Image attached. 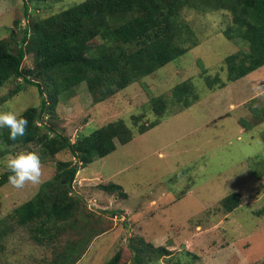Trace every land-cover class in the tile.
Wrapping results in <instances>:
<instances>
[{"label": "rangeland", "instance_id": "374dc122", "mask_svg": "<svg viewBox=\"0 0 264 264\" xmlns=\"http://www.w3.org/2000/svg\"><path fill=\"white\" fill-rule=\"evenodd\" d=\"M77 1L82 0L30 1V15L26 17L25 0H0V39H8L15 48L29 20L45 18ZM214 14L192 8L181 11V17L195 30L199 45L179 62H170L145 77L155 94L170 95L175 85L201 70L199 57L209 65L210 73L226 79L225 58L247 50V46L235 44L222 33L231 23L230 14ZM33 66L31 51L24 68ZM258 70L250 81L241 78L212 92L199 82L202 96L198 101L164 114L158 124L143 133L138 132L139 125L156 115L140 82L99 103L93 102L86 83H81L70 100L58 103L41 122L75 141L81 132L89 133L122 119L134 129L135 136L126 144L117 142L114 152L78 171L73 195H80L83 202L75 208L71 221L76 215L83 218H76L77 222L58 237L39 242L32 225H20L8 215L55 177L60 161H75L70 151L64 149L41 160L40 183L26 182L20 188L9 182L0 186V227H7V235L0 238V264H61L68 256V264H104L127 245L141 246V238L170 251L147 254L145 260L150 257V264H264V214L258 213L264 207V124L251 110L240 108L245 104L240 101L264 91V67ZM14 86V80L0 86V98L11 95L0 107L6 110L11 105L22 112L40 104L36 86H25L18 94H11ZM257 100L264 106L263 98ZM242 117L257 128L241 133L235 121ZM33 144L28 150L37 151L38 145ZM24 149L17 144L9 146L0 156V174L8 171L7 157ZM112 182L124 186L128 195L103 187ZM235 191L240 192V204L227 212L221 200ZM100 209L119 214L105 215V224L113 222L103 229L110 231L95 238L90 232L91 222L82 220ZM70 241L74 247L82 245L80 253L70 251L72 248L66 246ZM131 261L129 250L121 254L120 264Z\"/></svg>", "mask_w": 264, "mask_h": 264}, {"label": "trees", "instance_id": "16d2710c", "mask_svg": "<svg viewBox=\"0 0 264 264\" xmlns=\"http://www.w3.org/2000/svg\"><path fill=\"white\" fill-rule=\"evenodd\" d=\"M30 1L49 0H25L26 17L30 15ZM189 8L214 15L222 11L230 14L231 23L222 33L235 44L247 46V50L240 49L225 58L226 79L219 73H210L209 65L199 57L197 64L201 70L175 85L170 95L155 94L145 77L170 62H179L186 52L199 45L195 30L181 17V11ZM15 21L19 22L18 19ZM95 40L98 43H92ZM15 44L14 48L8 39H0V86L16 81L11 94H18L25 86H36L40 104L28 106L20 112L28 120L23 137L11 140L9 129H0V156L9 151L10 145L29 149L35 143L41 160L64 149L75 158V161H60L55 177L43 183L33 198L8 215L20 225H32L33 235L39 242H44L63 235L77 219L83 218L76 215L71 221L75 208L83 202L80 195H73L78 171L97 158L114 152L117 142H130L135 132L119 119L89 133L81 132L73 141L70 136L42 123V117L58 103L70 100L81 83H86L93 102L99 103L132 83L140 82L149 94V104L156 118L140 124L138 132L149 130L161 121L164 114L174 113L198 101L202 96L199 82L207 91L225 89L264 65V0H82L68 4L45 18L29 20L22 38ZM31 51L34 66L24 68V60ZM10 96L1 97L0 105ZM260 98L264 99V91L240 108L251 110L257 119H263L259 123L264 124V106L257 100ZM235 122L241 133L257 128V124L245 117ZM261 136L264 141V131ZM9 174V171L0 174V186L8 182ZM103 187L128 195L125 187L123 190L117 182ZM240 201V192L235 191L225 196L221 204L224 210L231 212ZM100 211L90 213L88 220H82L91 222L93 230L90 232L95 238L110 231L103 229L113 222L105 224V215L119 214L114 210ZM258 213L264 214V207ZM5 221L6 218L2 219L3 223ZM6 233L7 227L1 226L0 238ZM140 240L141 246L127 245L122 252L130 251V264H150L151 258L146 261L145 256H152L151 252L159 255L170 253L166 246ZM66 246L72 248V253H80L82 245L74 247V241H70ZM122 253H115L104 264H120ZM69 257L61 264H68Z\"/></svg>", "mask_w": 264, "mask_h": 264}, {"label": "clouds", "instance_id": "9594fccd", "mask_svg": "<svg viewBox=\"0 0 264 264\" xmlns=\"http://www.w3.org/2000/svg\"><path fill=\"white\" fill-rule=\"evenodd\" d=\"M27 125V118L22 113L14 110L11 105H7L6 110L5 107H0V129L8 128L11 140L23 137ZM6 167L10 173L8 182L14 187H23L26 182L33 184L41 182V157L35 150L24 149L10 154L6 160Z\"/></svg>", "mask_w": 264, "mask_h": 264}, {"label": "crops", "instance_id": "0c3cea01", "mask_svg": "<svg viewBox=\"0 0 264 264\" xmlns=\"http://www.w3.org/2000/svg\"><path fill=\"white\" fill-rule=\"evenodd\" d=\"M264 67V65L263 66H261L260 68H258V69H262ZM258 69H256V70H254L253 72H250L249 74H247V75H245L244 77H242V78H244V80H246V81H250V80H252L251 79V77L250 76H253L254 74H255V72H259V70ZM241 79V78H240ZM239 80V79H238ZM237 80V81H238ZM254 96H257V94H255V95H250L249 97H247L246 99H244V100H242V101H240V102H246L247 100H249V99H251L252 97H254ZM241 100V99H240ZM99 238V237H98Z\"/></svg>", "mask_w": 264, "mask_h": 264}]
</instances>
